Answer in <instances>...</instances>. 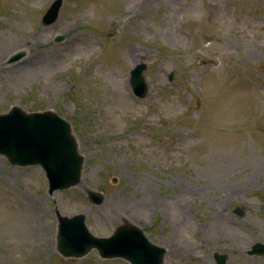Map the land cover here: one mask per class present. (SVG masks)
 Returning <instances> with one entry per match:
<instances>
[{
    "label": "rangeland",
    "instance_id": "rangeland-1",
    "mask_svg": "<svg viewBox=\"0 0 264 264\" xmlns=\"http://www.w3.org/2000/svg\"><path fill=\"white\" fill-rule=\"evenodd\" d=\"M52 1L0 0V113L56 112L83 172L50 195L39 166L0 155V264H127L60 256L56 210L95 236L134 223L164 264H264L247 254L264 245V0H62L43 26Z\"/></svg>",
    "mask_w": 264,
    "mask_h": 264
},
{
    "label": "water",
    "instance_id": "water-1",
    "mask_svg": "<svg viewBox=\"0 0 264 264\" xmlns=\"http://www.w3.org/2000/svg\"><path fill=\"white\" fill-rule=\"evenodd\" d=\"M62 1L51 2L41 23L52 24L58 16ZM61 40L56 37L55 41ZM22 54L10 58L7 63L19 59ZM144 63L137 64L130 73L132 91L144 98L147 84L143 78ZM0 155L16 166L39 165L47 179L48 193L77 186L81 180L83 156L72 134L70 124L52 110L26 112L12 106L0 114ZM91 204L100 205L104 196L99 191L86 192ZM235 213L242 215L241 210ZM57 252L64 258L78 259L96 249L100 258H121L130 264H164L165 248L151 243L138 226L123 220L113 228L108 237L93 236L85 225V215L72 217L57 213ZM248 255L264 254V245L256 243ZM217 264H224L227 255L214 253Z\"/></svg>",
    "mask_w": 264,
    "mask_h": 264
},
{
    "label": "bare ground",
    "instance_id": "bare-ground-1",
    "mask_svg": "<svg viewBox=\"0 0 264 264\" xmlns=\"http://www.w3.org/2000/svg\"><path fill=\"white\" fill-rule=\"evenodd\" d=\"M28 57L31 58V59L40 58L36 53L29 54Z\"/></svg>",
    "mask_w": 264,
    "mask_h": 264
},
{
    "label": "flooded vegetation",
    "instance_id": "flooded-vegetation-1",
    "mask_svg": "<svg viewBox=\"0 0 264 264\" xmlns=\"http://www.w3.org/2000/svg\"><path fill=\"white\" fill-rule=\"evenodd\" d=\"M214 263L216 264V261L214 260Z\"/></svg>",
    "mask_w": 264,
    "mask_h": 264
}]
</instances>
